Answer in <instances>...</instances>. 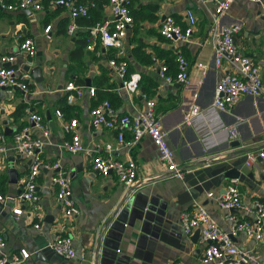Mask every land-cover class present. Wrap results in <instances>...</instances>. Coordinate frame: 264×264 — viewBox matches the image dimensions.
<instances>
[{
    "label": "crops",
    "instance_id": "obj_1",
    "mask_svg": "<svg viewBox=\"0 0 264 264\" xmlns=\"http://www.w3.org/2000/svg\"><path fill=\"white\" fill-rule=\"evenodd\" d=\"M35 1L42 9L31 10L30 16L23 12L0 11V58L14 54L22 39L31 38L37 52L29 67L42 69L41 73L25 71L28 93L0 91V144L4 140L9 145L17 131L32 126L26 109L42 117L50 129V142L42 151V159L48 167L58 161L61 170L70 175L72 196L79 214L64 216L56 200V187L51 185L55 171L50 168L44 169L36 179L39 204L20 205L15 198L20 194L29 164L10 150L6 157L0 156V195L6 199L0 202L3 204L0 236L6 243L5 253L20 257L19 250L27 249L31 256L22 264H202L206 245L197 231L190 236L181 233L179 217L202 205L217 224L228 231L231 223L226 220L227 212L215 202L230 181L216 168L219 164L237 160L241 174L238 189L243 202L264 203V158L251 167H246L242 161L248 152L264 151V99L241 97L232 110L220 113L218 119L224 128H236L230 138L222 128L215 129L214 119H200L198 123L204 125V132L209 136L207 147L195 128L185 124L193 107L200 111L210 107L219 79L233 70L228 58L222 59L219 65L215 62L213 4L202 0H131L130 10L142 15L133 19V27L128 29L124 41L125 55L119 58L127 62L129 74L137 73L141 79L139 91L128 95L119 91L121 83L108 66V60L116 57V51L104 50L100 41L89 33V28L96 23L112 20L108 2L81 0L93 3L95 6L91 9L96 12L86 18L71 19L66 10L50 5V0ZM153 6L156 7L154 13L149 9ZM187 9L196 17L191 40L184 44L163 39L159 28L164 18L171 16L184 27ZM152 15L156 18L152 19ZM88 19L92 20V25L87 23ZM71 25L76 29L68 35L66 31ZM231 25L241 26L235 43L241 53L258 65L264 79L261 6L251 0H235L219 19L217 30ZM47 27L50 30L46 34ZM89 45L93 50L87 49ZM80 47L81 57L74 53ZM177 50L189 63V82L185 86L168 84L158 77L163 65L167 66L169 75L175 74ZM24 62L25 57L17 55L14 65L21 66ZM68 82L84 89L98 86L99 93L90 97L85 90L83 99L68 105L63 91ZM142 94L155 101V111L175 159L187 171L183 181L165 177L166 166L159 161L149 138L143 137L127 152L117 144V130L90 125L89 111L102 101L109 98L118 115H133L144 108ZM57 110L62 113V119L56 116ZM74 119L79 123L77 132L84 145L103 149L110 144L116 149L113 158L119 161H124L126 154L131 156L138 166L139 187L127 193L116 177L103 178L91 170L89 160L58 148L69 138L63 124ZM32 133L39 135L34 129ZM124 137L130 139V134L126 132ZM8 157L14 158L11 165L19 173L17 184L8 182ZM209 193L213 194L212 198L207 197ZM19 205L22 214L16 216L13 209ZM232 214L240 220L251 221L240 211H232ZM61 224L65 226V234L73 237L76 252L86 255V261H58L47 250V244L59 233ZM35 225L39 228L35 229ZM234 242L256 254L264 253V242L255 243L243 234Z\"/></svg>",
    "mask_w": 264,
    "mask_h": 264
},
{
    "label": "built area",
    "instance_id": "obj_2",
    "mask_svg": "<svg viewBox=\"0 0 264 264\" xmlns=\"http://www.w3.org/2000/svg\"><path fill=\"white\" fill-rule=\"evenodd\" d=\"M213 4L212 26L215 30L213 34V54L216 65L221 60L228 58L232 72L225 73L216 84L215 96L208 109L200 111L198 107H193L186 119L185 124L193 126L199 133L201 142L207 147L209 136L204 132V125L199 124L200 119H214L215 129L222 128L227 136L232 137L236 128L230 126L224 128L218 117L220 113L232 110L241 97H254L264 99V79L261 77L258 65L253 60L241 53L235 43V36L241 31L240 25H231L217 30L219 19L225 15L235 0H202ZM262 8L264 16V0H251ZM50 5L60 7L69 13L71 19L79 17L86 18L89 10L95 5L93 3H82L81 0H50ZM130 0H109L108 6L112 15L111 21L96 23L89 28V33L93 39H98L104 50L116 51V57L108 60V66L120 81L119 91L132 95L139 91L140 75L137 73L128 74V64L122 57L125 55L124 41L128 29L133 27V17L129 12ZM42 6L35 0H15L9 3L0 0V11L4 12H24L27 10L40 11ZM185 26L179 25L173 17L167 16L161 22L159 35L172 42L188 43L191 40L194 28L196 26V17L191 9L184 13ZM76 29L71 25L67 29V34L72 35ZM50 27L44 32L47 34ZM93 50L92 45L87 47ZM36 45L31 38H24L19 43L17 51L8 56L0 58V91L6 90L9 93L14 90H20L28 93V76L24 70L25 66L31 65V60L36 56ZM99 56V53H96ZM25 57V62L21 66H15L16 56ZM176 73L172 76L168 74V68L163 65L158 70L159 79L168 84H177L185 86L189 82V63L177 50L175 54ZM85 90L88 96H95V88L88 87L84 89L73 82H68L63 91L65 101L68 105H73L83 99ZM144 108L133 115H118L109 101L105 100L93 107L89 111L90 125L93 128L106 130H117V144L120 148L130 151L143 137L150 139L152 145L158 152L159 161L166 166V175L168 179L183 180L187 172L184 167L175 159V154L171 148L167 134L163 130L160 117L155 111V101L148 98L146 94L141 95ZM28 121L31 127H24L17 131L11 139L9 145L4 140L0 144V156H7L10 150L29 162V171L22 180L20 194L15 198L20 205L36 206L40 202V196L37 189L36 179L44 169H52L54 175L51 177V185L56 187V200L64 211L65 217H74L79 214L72 196L71 182L69 174L61 170V165L57 161L51 167L44 164L42 151L50 142V129L43 121L42 117L29 109H26ZM56 116L63 118L62 113L57 110ZM78 121L70 120L63 124V131L69 135L68 139L61 142L58 148L71 155H81L89 160L91 170L103 178L111 176L116 177L127 193L131 189L140 186L138 178V166L130 155L126 154L124 161L113 158L116 150L112 145L107 144L101 149L98 146L84 145L80 135L77 132ZM39 135L34 136L32 131ZM32 130V131H31ZM128 132L130 139H125L124 134ZM104 153V154H102ZM244 165L251 167L257 163L258 159L264 158V151L248 152L245 154ZM238 179H231L224 191L216 196L217 206L226 211V220L231 223L228 231L223 230L217 222L211 217L207 209L202 205H197L190 211L183 212L179 217V226L181 233L190 236L197 231L200 234L201 242L205 244L202 255V264H264V253L255 252L239 247L234 240L241 234L255 243L264 242V203L255 201L253 204L243 202L239 189ZM208 198L213 194L209 193ZM0 195V202H4ZM13 209V214L19 216L22 214L21 206ZM232 211H240L251 218V221L240 220ZM39 226L35 225V229ZM105 233L102 235L104 238ZM6 243L0 236V264H22L30 258V252L22 248L19 250L20 257H10L5 253ZM48 250L56 256L66 261L79 260L86 261L84 253H77L74 247L73 237L65 234V226H59V233L52 241L47 244ZM167 264H179L168 262Z\"/></svg>",
    "mask_w": 264,
    "mask_h": 264
},
{
    "label": "water",
    "instance_id": "obj_3",
    "mask_svg": "<svg viewBox=\"0 0 264 264\" xmlns=\"http://www.w3.org/2000/svg\"><path fill=\"white\" fill-rule=\"evenodd\" d=\"M23 13L26 14L27 16H30L31 15V11L30 10L24 11ZM24 70L25 71H31V72H33V71H38L40 73L42 72V69L40 67L30 68L29 66H25L24 67ZM39 82H41V79H40ZM18 158H19V156H18ZM13 160H14L13 157H8L7 158V162H8L7 174H8V178H9V181H8L9 184H17V182H18L19 173L11 165V163L13 162ZM245 160H246V157H244V159H242L243 164H244ZM28 164H29V162H28ZM228 166H230V168H228ZM216 168L217 169L220 168L222 170V174H223V178L224 179H228V180H231V179H239L240 176H241L239 165H237V160L236 161H229V162L228 161L222 162ZM2 208H3V204L0 203V211L2 210ZM48 218H50V220H51V217H48ZM48 251H50V250H48ZM51 253L54 254L53 252H51ZM55 258L58 261L63 260L62 258H60V257H58L56 255H55Z\"/></svg>",
    "mask_w": 264,
    "mask_h": 264
},
{
    "label": "trees",
    "instance_id": "obj_4",
    "mask_svg": "<svg viewBox=\"0 0 264 264\" xmlns=\"http://www.w3.org/2000/svg\"><path fill=\"white\" fill-rule=\"evenodd\" d=\"M83 2H85L86 0H82ZM89 1H95V2H97V0H89ZM109 0H106V2H108ZM130 3H131V0H130ZM130 7H131V5H129V12H130V15L133 17V19L134 20H137V19H139V18H141V15H142V13L141 14H138V12H134V11H131L130 10ZM153 13L156 11V7H151V8H149ZM96 12V9H91L90 11H89V13L90 14H92V13H95ZM89 14V15H90ZM90 19H91V17H89ZM156 17H155V15H152V19H155ZM90 19H88L87 20V23L88 24H93L92 23V20H90ZM84 20H86V19H84ZM74 53H79V56L81 57L82 56V48L80 47L77 51H74ZM176 73V72H175ZM129 74V73H128ZM99 89H100V87H98V86H96L95 87V93H99ZM111 96H115V95H112L111 94ZM107 101H109V103L111 104V100L108 98V100ZM112 105V104H111Z\"/></svg>",
    "mask_w": 264,
    "mask_h": 264
}]
</instances>
